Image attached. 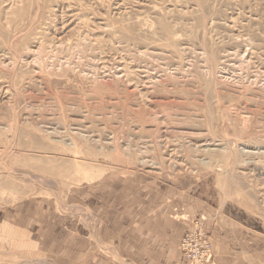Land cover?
<instances>
[{"label": "rangeland", "instance_id": "rangeland-1", "mask_svg": "<svg viewBox=\"0 0 264 264\" xmlns=\"http://www.w3.org/2000/svg\"><path fill=\"white\" fill-rule=\"evenodd\" d=\"M264 264V0H0V264Z\"/></svg>", "mask_w": 264, "mask_h": 264}, {"label": "built area", "instance_id": "built-area-1", "mask_svg": "<svg viewBox=\"0 0 264 264\" xmlns=\"http://www.w3.org/2000/svg\"><path fill=\"white\" fill-rule=\"evenodd\" d=\"M181 249L191 264H216L209 240L197 228L186 235Z\"/></svg>", "mask_w": 264, "mask_h": 264}]
</instances>
